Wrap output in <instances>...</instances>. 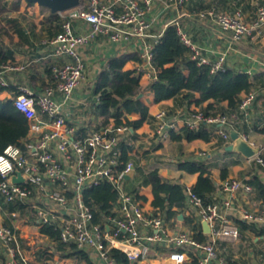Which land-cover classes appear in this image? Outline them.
<instances>
[{"label": "built area", "instance_id": "obj_1", "mask_svg": "<svg viewBox=\"0 0 264 264\" xmlns=\"http://www.w3.org/2000/svg\"><path fill=\"white\" fill-rule=\"evenodd\" d=\"M186 2L165 0V6L181 7ZM153 3L154 0H82L63 17L60 31L47 41L54 58L49 84L39 92L26 84H16V90L11 92L13 106L27 120L28 134L24 149L9 144L0 153V199L33 205L39 227L54 225L61 242L73 243L77 249H93L103 264H123L114 260L112 249L121 251L130 263L147 261L154 246L163 247L172 264H237L223 256L226 250L223 243H234L239 239V226L230 217V210L237 211L243 221L264 227V212L236 205L238 193L253 191L251 184L237 178H224L207 201L198 196L191 185L183 186L185 204L181 209L196 208L199 221L204 220L209 226L208 232L202 230L205 240H197L191 225L183 226L178 217L180 208L167 217L158 207L145 209L134 192L124 189V179L132 170V163L126 161L120 168L123 164L120 143L130 134V126L108 122L82 134L75 125L67 123L62 113V107L69 103L85 77L80 48L97 35H108L114 42L130 36L144 37L152 26L149 14ZM58 13L62 15V12ZM198 17L211 21L234 43L261 33L264 5L258 7L250 22L238 10L227 13L214 6L199 10ZM70 18L83 19L90 29L85 33L75 32ZM168 25L176 28L180 41L188 49V59L197 65H208L210 73L227 69L226 52L210 61L177 20L169 21ZM158 42L159 39L146 43L139 52L142 65L136 73L146 75L150 82L157 78L153 49ZM61 57L67 58L59 62ZM26 66L27 63L14 61L0 65V87H8L6 76L9 73L21 72ZM259 93L264 97V86L245 93L238 112L229 115H207L196 108L183 116V126L197 130L202 124H215V133L227 145L229 130L235 128L241 116L247 117L248 109ZM260 108L264 112V98ZM154 121V134L159 141L169 138L170 132L179 128L178 119L170 117L164 109L154 114ZM239 134L247 140L244 133ZM253 158L264 170V158L259 151ZM16 170L20 171L22 182L8 180ZM101 181L111 183L117 198L109 213L94 221L92 208L83 202V191ZM40 198L49 207L36 205ZM0 243L6 252L4 264H30L22 252L20 238L1 221Z\"/></svg>", "mask_w": 264, "mask_h": 264}, {"label": "crops", "instance_id": "obj_2", "mask_svg": "<svg viewBox=\"0 0 264 264\" xmlns=\"http://www.w3.org/2000/svg\"><path fill=\"white\" fill-rule=\"evenodd\" d=\"M14 1L6 0L2 17L7 22L9 19H19L28 39L19 40L14 34L11 43L6 37L3 41L12 48L13 61L27 63V66L21 72L9 73L6 76L8 87L0 90V99L12 97L11 92L16 90V84H26L35 92H39L49 84L48 66L54 58L50 55L47 41L59 32L63 20V15L57 12L61 18L59 28L58 22L52 18V12L49 9L36 3L27 4L25 0H20L18 7L13 9ZM261 5H264V0H187L183 6L174 7L173 5L165 6V0H154L149 14L152 26L144 37L130 36L128 39L114 42L108 35H97L88 45L80 48L85 63V77L74 90L69 103L62 107L67 123L75 125L82 134L103 126L105 123L97 107L98 95L94 89L100 71L107 66L108 58L125 56L127 59L123 69L136 72L142 65L139 52L143 46L160 39L171 20H177L180 23L190 38L201 47L202 54L210 61L216 60L220 53L226 52V67L247 73L253 82V88L259 90L260 84L264 81V27L258 35L231 43L228 34L220 32L211 21L201 20L198 17V11L208 6H214L227 13L238 10L243 18L250 22ZM71 11L64 12L68 15ZM119 11L118 7L117 12ZM70 22L75 32L85 33L90 29V25L81 18H70ZM66 58L61 57L58 61L62 62ZM139 83L142 93L140 99L147 105L148 115L139 127L131 128L130 134L120 143V146L125 148L126 161L132 163V170L124 179V189L134 192L145 209H152L154 206L151 204L153 198L151 184L145 180L147 173L155 170L162 184L179 183L182 187L193 186L197 173H189L178 165L183 161H195L205 164L211 171L216 188L210 197L215 194L222 179L237 178L251 184L253 191L238 193L236 205L252 211L264 212V193H261L254 185L256 178L264 187V170L253 157L246 158L220 145V136L215 133L217 127L215 124H205L210 132L208 140L200 138L187 140L183 136L181 129L183 116L196 108H201L211 100L203 102L201 106L196 105L194 99L198 97V93L191 92L188 97L179 94L154 102L153 92L149 86L150 79L142 74ZM263 98L260 93L257 95L248 109L247 117L241 116L234 129L244 133L248 142L259 147V153L264 158V132L261 131L264 127V112L260 108ZM226 106L227 102L222 101L215 105V108L216 111H220ZM160 109L166 110L170 117L178 119L179 128L172 132L180 134V138L174 139L170 136L160 141L156 139L154 114ZM126 117L129 120H136L140 118V114L130 113L126 114ZM108 122L112 123L113 119L109 117ZM222 169L226 173L224 178L221 176ZM43 202L44 199L40 198L36 205H43ZM172 209L178 208L172 207ZM195 210L196 208L192 207L180 208L177 215L184 216L181 218L183 226L185 224L188 226L189 219L201 224ZM189 213H192L191 217ZM229 215L239 226V239L234 243H223L226 249L223 256L237 264H264V227L243 221L233 209L230 210ZM0 221L20 238L22 252L30 264H103L93 249L76 248L86 254L87 259H85L79 253H71L73 251L67 244L62 249L58 248L56 241L40 232V227L36 223L35 209L29 203H10L0 199ZM42 250H45V254L42 255L40 252L43 256L40 258L37 252ZM165 254L163 247L154 246L149 259L138 264H172ZM5 256V248L0 243V264H4Z\"/></svg>", "mask_w": 264, "mask_h": 264}, {"label": "trees", "instance_id": "obj_3", "mask_svg": "<svg viewBox=\"0 0 264 264\" xmlns=\"http://www.w3.org/2000/svg\"><path fill=\"white\" fill-rule=\"evenodd\" d=\"M20 0H15L13 9L18 7ZM27 4H31L27 2ZM6 0H0V65L14 60L12 48L4 43L3 39L8 38L11 43L14 34L19 40H27L28 36L24 33L19 19H9L4 21L2 14L5 12ZM52 18L56 20L57 27L60 28L61 18L58 13H52ZM60 31V29H59ZM153 64L157 68V78L150 83L153 92L154 102L182 94L188 97L191 92H197L198 97L194 99L196 105L207 101L200 109L207 115L231 114L238 112L239 103L242 96L252 90L253 82L245 72H237L232 69H225L216 73H210L208 65H197L195 61L187 58L188 49L182 44L177 34L176 28L168 25L164 30L159 42L154 46ZM127 57L112 56L107 60V66L100 71L96 84L95 93L98 95L97 107L103 117V122L107 123L109 117L113 119L115 125L125 123L132 129L139 127L148 115V107L140 98L135 96L141 91L139 78L140 75L134 70L123 69ZM184 69L186 71H184ZM50 77V66H48ZM264 86V81L260 84ZM6 87H0V90ZM222 101L227 102L226 108L216 111L215 105ZM139 113L140 118L129 120L126 114ZM183 136L187 140L200 138L208 140L210 132L205 124H202L197 130L188 129L183 126ZM264 132V127L261 129ZM28 134L27 120L12 103L11 98L0 99V153L9 144H15L24 149V140ZM174 139L180 138V134L170 132ZM220 145L225 147L223 139H219ZM126 151L121 147L120 168L126 163ZM182 170L189 173H197V179L192 186L194 192L204 201L210 199L211 193L216 188L211 171L205 164L195 161H183L178 165ZM221 176H226L225 171L221 170ZM145 180L151 184L152 200L151 204L164 210L167 217L176 213L172 207L181 208L185 204V195L183 187L179 183L162 184L156 171L147 173ZM254 185L264 193L263 184L256 178ZM117 198V191L111 183L101 181L97 185L83 191V202L92 208L94 221H97L102 214L109 213V210ZM192 227L193 236L197 240H205L206 236L202 231L200 223L188 221ZM241 224L243 222L241 221ZM40 232L46 234L49 239L58 243V248L62 249L65 243L58 237V230L52 224L40 226ZM72 250L71 253H79L85 259L86 254L83 251L76 250L73 243L67 244ZM45 254V250L38 251L39 255ZM70 253V254H71ZM38 257H43V256ZM111 255L116 262L123 264L130 263L126 256L117 249L111 250Z\"/></svg>", "mask_w": 264, "mask_h": 264}, {"label": "water", "instance_id": "obj_4", "mask_svg": "<svg viewBox=\"0 0 264 264\" xmlns=\"http://www.w3.org/2000/svg\"><path fill=\"white\" fill-rule=\"evenodd\" d=\"M25 1L29 3H36L42 7L49 9L50 12L52 13H57V12H64L75 9L80 4L81 0H25ZM141 96L142 93L139 92L135 96V98H140ZM229 137L231 143L225 146L227 150L238 152L246 158H252L258 153L259 147L252 145L250 142L244 139L237 130L231 128L229 130ZM8 180L11 182H22L23 177L21 176L20 171L16 170L14 174L9 176ZM178 217L181 219L183 218V215L179 214ZM201 226L204 232L209 231V226L206 221L202 220Z\"/></svg>", "mask_w": 264, "mask_h": 264}, {"label": "rangeland", "instance_id": "obj_5", "mask_svg": "<svg viewBox=\"0 0 264 264\" xmlns=\"http://www.w3.org/2000/svg\"><path fill=\"white\" fill-rule=\"evenodd\" d=\"M62 15H63V17H65L67 15V13L66 12H62Z\"/></svg>", "mask_w": 264, "mask_h": 264}]
</instances>
